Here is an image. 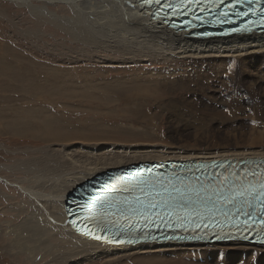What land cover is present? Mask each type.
Listing matches in <instances>:
<instances>
[{
    "label": "rangeland",
    "instance_id": "obj_1",
    "mask_svg": "<svg viewBox=\"0 0 264 264\" xmlns=\"http://www.w3.org/2000/svg\"><path fill=\"white\" fill-rule=\"evenodd\" d=\"M49 9L59 16L72 15L65 5ZM240 58L244 56L224 59L227 68L220 67L221 61L211 63L210 58L178 60L173 64L186 71L179 70L174 77L185 83H176L180 88H175L167 82L169 74L157 72L165 71L171 63H119L115 53L89 50L71 31L32 16L26 8L0 1V264H54L43 251L28 258L15 247H7L13 243L14 227L38 211L21 189L28 186V174L14 165L41 157L40 152L54 140L67 137L73 141L52 147L61 158L63 146L75 149L82 144L88 150L107 145L112 149L118 144L141 151L174 148L170 152L176 153L185 150L184 146L196 150L204 139L219 143L225 134L232 142L235 136L244 145V153L249 148L252 152L263 150L259 143L252 147L246 142L264 136V52L250 55L245 62ZM52 231L51 243L61 245L62 234ZM220 249L210 251L220 253ZM243 249V255L261 254L255 263L250 258L244 259V264H264V252ZM205 254L209 252L190 257L191 263L177 262L202 264ZM70 261L73 264L78 258ZM135 262L131 258L130 263H124Z\"/></svg>",
    "mask_w": 264,
    "mask_h": 264
},
{
    "label": "bare ground",
    "instance_id": "obj_2",
    "mask_svg": "<svg viewBox=\"0 0 264 264\" xmlns=\"http://www.w3.org/2000/svg\"><path fill=\"white\" fill-rule=\"evenodd\" d=\"M0 1L9 2L19 8H26L32 16L46 18L62 27L65 31H71L75 35L76 40L88 46L89 50L96 51L102 49L115 53L118 55L119 63L125 61L130 63L150 62L167 65L169 63L173 64L178 60L190 61L193 58H210L211 63L218 65V62L221 61L220 67H226L229 63L224 64L227 61L224 59H234L244 56V58L240 59H244L243 62H245L249 59L250 55L264 52V34L251 33L244 35L242 31L235 32L231 28L232 33L227 31V34H234L235 36H223L219 39L208 36L205 38L192 37L189 35V32L179 31L177 28L168 27L163 24L150 6L144 4L145 0ZM33 3H38V5H34ZM59 5L68 7L72 15L69 17L59 16L57 13L50 11V7H57ZM192 22L194 23V20ZM112 61L107 63L109 64ZM238 61L240 62L241 60L238 58ZM250 61H252V58ZM179 65L173 64L166 68L165 71L157 72H163L165 75L169 74L167 75L168 80L166 79L167 77L165 79L173 85L172 87H175V85H178L176 83H185L182 80L183 78L174 77L178 76V73H184L185 69L183 70L182 66L178 68ZM178 87L180 88V86ZM142 118L145 119L146 116ZM225 135L220 138L219 143H212L204 139L205 142L198 149H188L189 147L183 145L182 149L185 150H181V152L178 150L176 153L170 152L174 148H169L167 149L168 151H160L161 149L158 148H153L152 151H149L147 148H143L142 151L144 152H142L139 148L118 144L116 148L112 149L107 145L101 149L88 150L82 143H76L78 145L82 144L81 147L77 148L75 146V149H73V146L68 148L62 147V152L59 151L63 155L62 158L59 154L55 153L56 149L52 147H58L64 142L70 143V141H73L67 137L54 140L55 143L48 146L47 150L40 152L41 157H31L24 161H17L14 165L16 169L22 171L21 173L25 172V174H28L25 178V183L28 186H22L21 189L23 191H21L28 197L27 199L30 204L32 202L36 204L38 211L36 216L31 215L28 219H25L23 222L21 221L22 224L14 227L13 243H9L7 247L10 249L15 247L18 253L24 252L28 254V258L43 251L44 255L51 256L52 260L50 262L52 261L54 264H72L70 260L76 258H78V261H75L73 264H90L102 261L105 264H125V261L130 263L131 258L136 259L135 264H186L177 262V260L182 261L183 259V261L191 263L190 260L192 259L190 257H200V254L205 253V251L209 252V254H205L203 258L201 257V259H206V261L199 260L202 264H236L235 262L241 264V260L243 261L242 264H244V259L250 258L255 263V260H258L261 254L257 251L256 257L252 256V253L249 252L243 255V248H255L260 250V252H264L263 246L240 243H224L220 245H166L161 243L154 245L148 242L133 245H115L114 243L110 244V239L103 229L99 231V236L96 240L88 239L77 230L78 225L81 223L82 212L89 210L90 219L99 216L101 214V210L99 209L101 201L95 196H83L81 203L69 201L68 199L69 192L88 179L111 169L141 162L154 161L152 164L157 169H165L172 172L175 171L177 165L191 167L192 153L196 156L204 152L211 154L228 153L230 157L264 156V148L263 150L259 148L260 150L257 149L258 151L252 149L254 152L250 151V148L248 152L246 148L247 153H244L245 149L242 150L244 145L235 136H232L234 141L232 142L227 140L229 139L227 138L229 135ZM246 143H250L252 147H256V143L264 146V136L259 135V137L251 139ZM170 145L176 146V144ZM230 147H234V149L229 150L228 148ZM107 148L109 149L107 150ZM209 148L213 150L224 149L221 152L216 150V152H210L208 151L210 150ZM81 150H85L86 153H81ZM97 152L101 154L98 155ZM224 156L219 155L216 157L220 158ZM171 159L177 160V162H156L158 160ZM181 173L184 174V172ZM50 209L52 212H50ZM52 230L62 234L63 237L60 239L61 245L56 246L51 243L50 237L55 234L52 233ZM220 248H223L220 253H212L210 251Z\"/></svg>",
    "mask_w": 264,
    "mask_h": 264
},
{
    "label": "snow or ice",
    "instance_id": "obj_3",
    "mask_svg": "<svg viewBox=\"0 0 264 264\" xmlns=\"http://www.w3.org/2000/svg\"><path fill=\"white\" fill-rule=\"evenodd\" d=\"M262 194H264V193H262Z\"/></svg>",
    "mask_w": 264,
    "mask_h": 264
}]
</instances>
